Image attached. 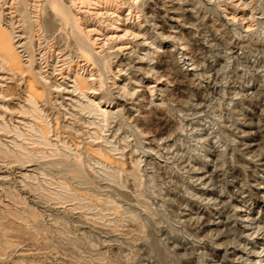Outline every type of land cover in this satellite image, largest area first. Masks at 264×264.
Returning <instances> with one entry per match:
<instances>
[{
  "label": "rangeland",
  "instance_id": "obj_1",
  "mask_svg": "<svg viewBox=\"0 0 264 264\" xmlns=\"http://www.w3.org/2000/svg\"><path fill=\"white\" fill-rule=\"evenodd\" d=\"M54 1L49 45L34 0H0L18 58L0 48V264H264V0H243L248 31L239 0H138L146 43L104 32L89 99L58 88L83 71Z\"/></svg>",
  "mask_w": 264,
  "mask_h": 264
},
{
  "label": "bare ground",
  "instance_id": "obj_2",
  "mask_svg": "<svg viewBox=\"0 0 264 264\" xmlns=\"http://www.w3.org/2000/svg\"><path fill=\"white\" fill-rule=\"evenodd\" d=\"M35 4L33 5L34 14H35V25L37 27V31L35 32L38 38V42L41 39H44L49 44V37L46 36L40 21L38 23L37 18V0H34ZM61 3L51 2V8L54 13L59 16L61 22H65L66 24L73 23L78 36L80 38L79 44L76 46V50L78 51V58L82 59V63L80 67H82V75L79 73H75L74 78H71V70L68 71L67 75L65 73V69L55 70L58 76L63 79V83L68 81L70 84H66V88H62V86H58L59 89H63L65 94L74 95L78 93L83 98H88V96H97L98 92L103 90L104 82L102 80L101 75L95 74L93 70H90V67L95 66L94 58L90 53L89 48L92 47L93 50H101L103 52V48L106 46L108 40H106L107 35L104 32L109 33L110 31V39L115 40L121 39L118 34L123 32L124 36H132L135 40H142L140 44L146 43L143 39L147 35L143 33L144 30L142 26H131L129 21L133 19H137V10H138V0H69L65 2L64 0H60ZM239 7L237 5L233 6V8L228 9L225 8L224 12L226 13V18L230 22H235L238 19L242 21L243 28L247 31L252 27L250 23L245 25L247 20L246 8L251 4H247V2L243 3V0H239ZM1 3V2H0ZM2 4V3H1ZM240 8V10H239ZM2 9L0 11V23L6 19H10V15L12 13ZM239 10V11H237ZM128 11L127 15L124 13ZM120 22V26H114L115 23ZM3 28V26H1ZM112 27L113 30H108V28ZM132 28L136 32H129L128 29ZM17 30V28H15ZM5 30V29H3ZM3 30H0V48L2 51L6 53L3 56V61L5 64H17L18 58L17 53L14 49V45L11 43V37ZM22 32V31H19ZM17 32V33H19ZM99 36L104 37L103 40H100ZM19 38V37H17ZM55 39V38H53ZM101 41L100 43H98ZM17 43V42H16ZM41 45V44H40ZM50 45V44H49ZM98 46V47H97ZM97 47V48H96ZM118 46H113L110 49H115ZM56 48V50H54ZM119 49H123V47L119 46ZM127 47L126 49H128ZM49 49L54 53L59 51V55H63L65 52L60 45H52ZM94 51V52H95ZM42 52V51H41ZM97 54V52H96ZM43 58L45 55H42ZM50 57L44 59L45 63H49L47 60ZM86 73L87 76H84ZM116 80H118L116 78ZM100 85L98 89L94 88L96 84ZM116 83L113 84L115 86ZM122 90V89H120ZM93 105V109L91 112L102 116L103 118L109 117V112L107 110L102 109L101 103H96L95 101H89ZM259 129V134L262 130ZM262 137L255 133L247 132L246 140H245V151L250 152L253 148L257 147L262 142ZM214 224L210 223L209 226H213Z\"/></svg>",
  "mask_w": 264,
  "mask_h": 264
}]
</instances>
